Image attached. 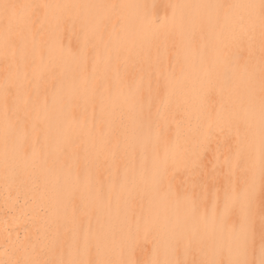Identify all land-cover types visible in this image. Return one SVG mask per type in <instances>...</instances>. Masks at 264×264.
<instances>
[{
	"label": "bare ground",
	"instance_id": "obj_1",
	"mask_svg": "<svg viewBox=\"0 0 264 264\" xmlns=\"http://www.w3.org/2000/svg\"><path fill=\"white\" fill-rule=\"evenodd\" d=\"M260 222L264 0H0V264H264Z\"/></svg>",
	"mask_w": 264,
	"mask_h": 264
},
{
	"label": "rangeland",
	"instance_id": "obj_2",
	"mask_svg": "<svg viewBox=\"0 0 264 264\" xmlns=\"http://www.w3.org/2000/svg\"><path fill=\"white\" fill-rule=\"evenodd\" d=\"M156 116L157 115L151 117L150 124L154 123ZM151 126L153 127L154 125ZM143 190H145V188H143ZM112 199L115 200V194L113 195ZM121 229H124V234L127 236H132L138 231V227H136V225L130 222L123 225ZM257 230L264 233V223L260 222L259 225L257 226ZM122 242H123V236H119V238L113 242L112 250H111V254L113 253V256L117 257V250Z\"/></svg>",
	"mask_w": 264,
	"mask_h": 264
}]
</instances>
